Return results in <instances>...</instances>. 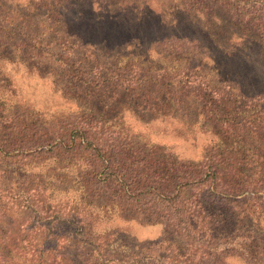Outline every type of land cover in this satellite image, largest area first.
<instances>
[{
    "label": "rangeland",
    "instance_id": "374dc122",
    "mask_svg": "<svg viewBox=\"0 0 264 264\" xmlns=\"http://www.w3.org/2000/svg\"><path fill=\"white\" fill-rule=\"evenodd\" d=\"M5 1L24 7L36 0ZM136 1L137 7L116 3L110 9H101V0L67 5L75 28L104 43L111 60L82 61L84 48L70 42L73 61L65 67L0 43V177L7 176L0 182V238L62 241L86 234L122 255L147 248L186 252L191 247L157 206L173 199L194 204L197 194L156 193L151 184H167L177 166L215 155L233 158L242 176L264 178V4L250 8L243 0L232 8L222 0H195L224 18L225 35L218 39L211 31L201 34L199 48H178L155 39L159 22L166 30L167 21H187L179 1ZM190 59L198 61L193 72L184 70ZM188 78L223 91L202 95L196 86L182 88ZM215 117L231 124L225 128ZM89 133L97 134L109 162L95 160L82 139ZM207 209L215 220L212 241L251 237L262 253L256 264H264V215ZM72 250L76 246L65 252ZM193 252L207 264H255L236 248L208 259Z\"/></svg>",
    "mask_w": 264,
    "mask_h": 264
},
{
    "label": "trees",
    "instance_id": "16d2710c",
    "mask_svg": "<svg viewBox=\"0 0 264 264\" xmlns=\"http://www.w3.org/2000/svg\"><path fill=\"white\" fill-rule=\"evenodd\" d=\"M36 0L27 2L23 5L18 2L0 0V43L9 44L14 47L15 51L26 52L34 58H44L51 62H58L65 67L69 61H73V51H69L70 42L84 48L80 60H111L112 57L107 53L104 43H100L97 38L85 28L79 26L75 28L72 21L67 18L65 11L70 0ZM103 8H113L116 3L129 4L130 7H137L136 0H101ZM178 7L182 10L187 21L179 23L166 22V30L164 24L159 22V37L155 39L158 44H170L172 46H182L195 44L199 48L202 44L203 37H209L211 31H215L219 38L225 35L222 28L224 18L218 17V14L211 9L212 6L205 5L203 1H195V6L189 5V0H178ZM228 2L232 8L235 3L243 0H222ZM234 2V3H233ZM257 2L264 0H246L244 3H250V8H254ZM92 3V1H91ZM12 4V5H11ZM13 4H16L14 8ZM142 14V13H141ZM143 15V14H142ZM220 18V20H219ZM182 20V19H180ZM242 19H240L241 21ZM243 21V20H242ZM169 24L176 27V31L172 33ZM193 24H195L193 26ZM220 25L221 30H216V26ZM196 26V27H195ZM185 29L184 35L179 32ZM200 31V32H199ZM200 34H199V33ZM203 34V37L201 36ZM216 43V42H214ZM197 47H192L197 49ZM43 48H46L43 50ZM85 54V55H84ZM2 54H0V57ZM16 57V56H14ZM9 62L16 61L15 58H1ZM198 61L190 59L184 66V70L193 72L196 69ZM72 73H76L72 71ZM167 73H163V78ZM168 78V77H167ZM159 81V79H157ZM177 82V81H176ZM175 82L171 85L175 87ZM196 86L194 90L202 95L220 94V90L216 85H212L206 80H197L188 78V82L182 85V88H190ZM258 99H261L258 96ZM225 128L231 124L228 120L223 121L218 117L214 118ZM87 144L92 146V154L97 162H109L106 156V150L99 146L96 133L85 134L82 138ZM234 165L233 158L207 156L197 162L189 161V165H179L168 176L170 182L164 185H150L151 191L160 193H171L172 190L180 191L184 189L186 196L189 194H197L194 204L177 199L169 201L168 204H159L157 211L168 217L169 225L174 232L183 239L184 245L192 248L194 251H201L205 258H210L214 253L223 252L226 257L233 248L241 251L239 255L245 260L255 263L261 262L258 257L259 249L251 237H232L222 238L221 241H212L211 229L214 223L211 211H208L207 205L213 208L234 210L240 216H246L249 213L264 215V178L255 181L250 175L242 176L244 171L238 170ZM238 170V171H237ZM7 177V176H6ZM1 176V183L4 185V179ZM168 180V181H169ZM171 181L175 183L172 185ZM196 189L198 192L189 193L190 190ZM132 190L128 188L126 191ZM143 191V190H141ZM150 191V192H151ZM147 194V191H144ZM152 193V192H151ZM202 194V195H201ZM145 196V195H144ZM251 204V205H250ZM247 206V207H244ZM259 209V211H257ZM202 211L205 214H202ZM202 218L200 219V215ZM63 228V226H62ZM214 238V237H213ZM156 243V242H155ZM76 246V250L65 252L66 248ZM154 247V246H153ZM185 248V251L186 249ZM190 248L186 252H178V247L168 253L157 252L154 248H147L141 254H117L107 251L97 240L84 234L81 240L76 239H57L48 238H0V264H207L204 258L195 259V253ZM59 249L64 250L62 252ZM259 259V261H258Z\"/></svg>",
    "mask_w": 264,
    "mask_h": 264
}]
</instances>
